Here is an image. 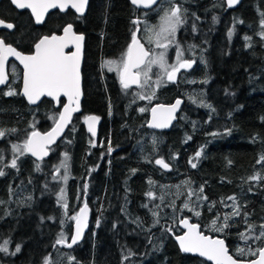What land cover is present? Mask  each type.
Returning <instances> with one entry per match:
<instances>
[{
    "label": "trees",
    "instance_id": "1",
    "mask_svg": "<svg viewBox=\"0 0 264 264\" xmlns=\"http://www.w3.org/2000/svg\"><path fill=\"white\" fill-rule=\"evenodd\" d=\"M173 2L186 6V24L176 42L194 51L188 58L194 67L174 82L164 83L163 77L155 88L152 81L124 89L104 62L126 52L134 19H145L146 12L128 0H88L82 16L81 112L45 158L36 161L25 153L15 168L10 166V147L23 144L34 129L49 128L58 109L47 99L27 105L18 92L17 65L11 66L12 78L0 88V130L6 133L0 138V150L6 152L0 162V244L9 241L8 251H0V264H44L45 258L48 264H209L182 253L174 242L183 217L205 234L223 238L236 259L254 257L238 255V247L255 250L264 244V239H240L249 224L250 237L259 235L264 224V161L258 163L264 156V0H241L233 7L225 0ZM8 18L15 25L8 42L24 51L29 22L16 14ZM142 40L151 50L147 39ZM9 90L16 94L6 95ZM149 95L151 100L140 98ZM176 97L183 104L171 129L147 128L149 107ZM87 114L102 123L98 140L103 137L106 145L111 137L119 152L107 159L105 149L94 151L83 124ZM65 154L68 178L63 183L53 177L65 173L56 170ZM157 159L170 170L158 167ZM254 175L262 178L250 179ZM62 189L64 199L59 200ZM84 201L92 211L84 237L71 248L57 244L60 233L68 241L71 217ZM185 202L200 215L184 208ZM233 206L240 215L232 217L230 227L212 230V221L219 215L218 223L223 222Z\"/></svg>",
    "mask_w": 264,
    "mask_h": 264
},
{
    "label": "snow or ice",
    "instance_id": "2",
    "mask_svg": "<svg viewBox=\"0 0 264 264\" xmlns=\"http://www.w3.org/2000/svg\"><path fill=\"white\" fill-rule=\"evenodd\" d=\"M157 0H132L134 5L143 6L145 8L151 7L156 4ZM238 0H227L228 6L231 7L236 4ZM12 3L19 9L29 8L32 10L35 16L36 23L43 21L44 12L49 8H60L61 10L66 7L74 8L75 11L83 15L85 8L88 5V0H12ZM215 20V17H213ZM161 23L157 29H149L152 32V36L149 37V43L153 40L156 46L162 51L159 54H154L151 50L145 49L143 44L140 43L136 33L132 34L131 43L128 45L127 50L119 59L107 60L104 62V66H107L109 71H116L119 74V79L122 87L128 89L131 85H138L140 87L148 84L150 79L149 73L152 70V66L156 65L161 69L160 79L156 80V85L159 86L163 82V77H166L168 81H175L177 74L181 69H189L192 67V61L183 58V51L179 45L176 48V62L169 64L166 60L167 49L175 43V36L177 29L184 23L182 9L179 5L173 4L169 10L164 12V15L160 18ZM138 23V21H134ZM0 26L12 29L14 25L12 23H5L0 20ZM261 26L264 27V20L261 21ZM195 30V28H194ZM63 36H57L55 34L51 36H43L35 43V53L31 55H24L18 51L11 44L5 43V40L0 38V84H5L8 76L5 71V62L8 57L13 56L23 65V95L28 99L29 103H36L42 96H49L58 98L61 94L68 97L69 103L64 105V109L59 113V117L55 120V127L45 135H41L38 132L33 131L22 145L13 144L12 150L16 155L12 160L10 166L17 167V160L20 155L25 153H31L32 156L37 159H43L48 154V146L54 142L55 137L63 130L67 123L71 119V114L78 110L79 98H80V52L81 44L84 39L83 35H77L73 32V25L67 24L63 28ZM231 31L229 36H231ZM264 37V32L261 33ZM245 39H250L245 37ZM69 45L75 47V51L68 55L65 53V48ZM16 94L13 90H9L6 95ZM154 94V93H153ZM141 99H152V96H141ZM181 101L177 100L175 104L168 108L160 106V114L158 115V109L153 108V120L150 127L164 128L167 127L171 120L174 118L173 113L179 107ZM76 106L73 107L72 105ZM144 111V109H140ZM98 117H88V121H96ZM11 131H15L12 129ZM89 131L95 135L93 125L89 124ZM6 135L4 130H0V138ZM112 151L111 147L108 149ZM201 152L197 151L195 156L200 157ZM0 156V160H2ZM264 161V156L258 163ZM192 167L195 168L196 164L192 163ZM156 164L163 168H168V164L163 159H157ZM40 165L37 164L39 169ZM60 168L65 170L64 179L67 180V154L65 159L61 161L57 167V172ZM4 175V172L0 170V176ZM55 179V177H53ZM259 175H254L250 179H261ZM85 189L87 185H84ZM203 192V189H200ZM195 193L189 192V196ZM152 196V193H148ZM63 200V189L61 195L58 198ZM197 199H207L201 195H197ZM229 200L235 202L234 197H228ZM67 208V204L64 205ZM184 208L189 211H193L196 216L200 215L199 211H195V208L189 206V202H185ZM211 210V209H210ZM87 206L81 208L80 213L71 217L76 222L75 234L71 237V243H67L63 233H60L56 243L65 244L71 248L73 244L77 243L81 237L83 228L86 226ZM154 215H156L154 213ZM240 215L238 207L233 206L232 214H225L223 222L218 223L220 220L219 215L212 221V230L223 232L225 228L230 227L229 221L233 216ZM247 214L245 213V216ZM158 222V221H157ZM180 223L187 228V232L182 236H178L180 248L183 252L198 253L201 257H206L207 260L212 261L213 264H243L229 255V250L225 246V242L222 239H212L208 236L201 234L197 230V225L190 224L187 219H181ZM261 231L259 235L250 237L247 233L252 232L253 225L249 224L244 232L240 233V239L247 242L249 239L262 240L264 239V224L260 226ZM9 241L5 240L0 245V251L7 252V244ZM16 251H20L19 245L16 247ZM237 254L240 256L252 255L258 256L257 259L251 260L249 264H264V247L256 248H237ZM15 254V253H13ZM44 264H48V259L45 258Z\"/></svg>",
    "mask_w": 264,
    "mask_h": 264
},
{
    "label": "flooded vegetation",
    "instance_id": "3",
    "mask_svg": "<svg viewBox=\"0 0 264 264\" xmlns=\"http://www.w3.org/2000/svg\"><path fill=\"white\" fill-rule=\"evenodd\" d=\"M164 1L166 0H160L155 6H153L152 8L148 9V10H143L146 12V18L145 19H134V21H138V22H142L143 25H144V30L142 31L143 27L142 25L141 26H138L136 25L135 26V29H134V32L136 33V35L140 38V40L144 43V41L142 40V37L146 38L149 36V29L151 28V24H154L155 27H157V25L159 24V22L161 21L160 18L164 15V12L166 10H169L171 8V6L173 4H176V5H179L178 3H175V2H170L171 4H168L166 2V4H163ZM226 1V0H225ZM227 5V3H226ZM88 6V5H87ZM180 6V5H179ZM162 7H164L163 9H161ZM181 7V6H180ZM229 7V6H228ZM161 9V10H160ZM182 9V14H183V19H184V23L183 24H186V6L184 8H181ZM87 12V7L85 9V12L83 15L81 14H78L76 13L73 9L71 8H66L64 11H60L59 9H54V10H51L49 11L43 22L40 23V24H35L34 21H33V18H32V15L30 13V11L28 9H22V10H19L17 9L16 7L13 6V4L11 3L10 0H0V20H3L4 22L6 23H13V21L8 18V15L9 14H16L17 16H22L25 19L26 22H29V27H28V31H26L25 33V39L27 41L26 43V48L24 51H21L23 53H26V54H29V53H32L33 52V47H34V44L42 37V36H49L51 34H60L64 28V26H66L67 24L71 23L73 25V31L74 33L76 34H82L83 37H84V42H83V60H84V52H85V45H86V35H85V24L82 22V18L85 17L84 15L86 14ZM188 12L190 13V10H188ZM53 15V16H52ZM83 16V17H82ZM47 18L50 19L48 22H47ZM28 19V20H27ZM151 23V24H149ZM31 25V26H30ZM149 26V27H148ZM26 27V26H25ZM15 29V25L12 29H7L5 27L3 28H0V38L4 39L5 40V43L7 44H11L8 42L9 38L10 37H13V31ZM27 30V28H26ZM180 30V29H179ZM133 32V33H134ZM179 33V31H178ZM177 33V34H178ZM132 39V37H131ZM131 43V41H130ZM129 43V44H130ZM12 46H14L13 44H11ZM144 45L146 46V44L144 43ZM15 47V46H14ZM16 48V47H15ZM146 48L148 50H150L147 46ZM17 49V48H16ZM174 49V45L169 47L168 48V53L167 55L169 57H171L172 55V51ZM19 50V49H18ZM73 50V48H68L66 50V52H71ZM127 50V49H126ZM186 60H189L188 58H185ZM113 60V59H112ZM190 61V60H189ZM17 65L13 60H10L8 62V65H7V69H8V76H9V81L8 83L10 82V79L12 78V76L10 75V68L12 65ZM17 68H18V73H15V77L19 83V89H18V92L20 90V86H21V79H22V71L20 69V67L17 65ZM82 69H83V61H82V66H81V76H82V99H81V104H82V100H83V75H82ZM181 72H186V70H180V72L177 74L179 75ZM120 80V79H119ZM7 83V84H8ZM121 85V84H120ZM122 86V85H121ZM130 87H134V86H130ZM20 95V94H19ZM21 96V95H20ZM22 97V96H21ZM23 98V97H22ZM24 99V98H23ZM43 99H47V98H43ZM49 100V99H47ZM25 101V100H24ZM52 105H53V102L51 100H49ZM65 103V99L63 97L59 98L58 100V106L55 107L58 109V114H59V109L60 107ZM28 105V104H27ZM30 106V105H29ZM54 106V105H53ZM82 106V105H81ZM81 112V111H80ZM79 112V113H80ZM58 114H57V117H58ZM78 114V113H77ZM76 115V114H75ZM73 115V117L75 116ZM89 115V114H87ZM85 115L83 117V124H84V118L87 116ZM56 117V119H57ZM72 117V119H73ZM99 118V117H98ZM55 119V120H56ZM71 119V121H72ZM54 120V122H55ZM53 122V123H54ZM100 119H99V123H98V131H99V127H102V123H100ZM52 126V125H51ZM50 126V127H51ZM85 126V125H84ZM49 127V128H50ZM48 129V128H47ZM46 129V130H47ZM87 130V129H86ZM89 133V132H88ZM90 134V133H89ZM91 135V134H90ZM92 137V141H91V147H94V151H95V147L99 148V149H105L106 151V156L107 159L110 155H113L114 153H117L119 152L120 148L115 145V144H112V141H111V137L108 138L107 140V143L106 145H104V141H103V137H101L99 140H98V134L96 137ZM95 144H97V146H95ZM109 147H111L112 151L109 152L108 149ZM88 154L90 153V151L88 150L87 151ZM85 202V201H84ZM83 202V203H84ZM91 209H90V213H91Z\"/></svg>",
    "mask_w": 264,
    "mask_h": 264
},
{
    "label": "water",
    "instance_id": "4",
    "mask_svg": "<svg viewBox=\"0 0 264 264\" xmlns=\"http://www.w3.org/2000/svg\"><path fill=\"white\" fill-rule=\"evenodd\" d=\"M10 1H11V3H12V0H10ZM159 1H160V0H157L156 4H157ZM240 1H241V0H238V2H237L236 4H238ZM128 2H129L133 7L138 8V9H143V10H148V9H150V8H152L153 6L156 5V4H154V5H152L151 7L145 8V7H143V6L134 5V4L132 3V0H128ZM226 3H227V0H226ZM12 4H13V3H12ZM236 4H234L233 6H235ZM13 6L16 7L14 4H13ZM227 6H228V3H227ZM233 6H231V7H233ZM16 8H17V7H16ZM66 8H71V7L69 6V7H66ZM66 8H65V9H66ZM17 9H19V8H17ZM25 9H28V10L30 11L34 23H35V24H38V23H36V21H35V16L33 15L32 10L29 9V8H25ZM54 9H56V8H49V9H47V11L44 12L43 20H44L46 14H47L49 11L54 10ZM57 9H59L60 11H64V10H65V9L61 10L60 8H57ZM71 9H73V10L75 11L74 8H71ZM85 9H86V8H85ZM19 10H22V9H19ZM75 12H76V11H75ZM84 12H85V11H84ZM76 13H77V12H76ZM78 14H79V13H78ZM83 14H84V13H83ZM42 22H43V21H42ZM42 22H41V23H42ZM5 23H6V22H5ZM39 24H40V23H39ZM3 27H4V26H0V28H3ZM5 28H7V27H5ZM7 29H9V28H7ZM73 32H74V31H73ZM51 35H53V34H51ZM51 35H49V36H51ZM55 35H57V36H63V35H64L63 30H62V32H61L60 34H55ZM77 35H82V34H77ZM42 37H43V36H42ZM42 37H41V38H42ZM137 38L139 39L140 43L143 44V46L145 47V49H147L146 46L144 45V43L140 40V38H139L138 36H137ZM38 41H39V40H38ZM38 41H37V42H38ZM37 42H36V43H37ZM83 42H84V39H83L82 44H81V52H80V98H79V107H78V110L74 111V112L71 114V119H72L73 115H75V114H77V113H79V112L81 111V99H82V76H81V66H82V61H83ZM34 45H35V44H34ZM13 47H14V46H13ZM68 48H73V50H72L71 52H68V53H67L66 50H67ZM17 50H18V49H17ZM75 50H76V49H75L74 46L69 45L67 48H65L64 51H65L66 54L71 55V53L74 52ZM147 50H148V49H147ZM18 51H20V50H18ZM20 52H21V51H20ZM22 53H23V52H22ZM34 53H35V47H33V52H32V53H29V54L23 53V54H24V55H31V54H34ZM10 60H13V61H14L19 67H20V69H21V71H22V79H21V86H20L19 94L24 98L25 102H26L28 105H30V106H36V105H37V104H38L43 98H47V99H49V100H51V101L53 102L54 107H57V106H58V100H59V98L63 97V98L65 99V103L60 107V109H59V113L63 111V109H64V105H66V104L69 103V101H68V97H67V96H64L63 94H61L58 98H55V99H54L53 97H49V96H46V95H45V96H42L39 100H37L36 103H34V104L29 103L28 99L23 95V65H22V64L20 63V61L17 60L15 57H13V56L8 57L7 60H6V62H5V71H6L7 76H8L7 65H8V62H9ZM193 67H194V63L192 62V67H191V68H189V69H182V70L190 71ZM177 76H178V75H177ZM176 79H177V78H176ZM8 81H9V76H8V79H7V81H6L5 84H0V88L6 86L7 83H8ZM175 81H176V80H175ZM172 82H174V81H172ZM131 86H138V85H131ZM177 100H180L181 103H180L179 107L176 109V111L173 113L174 118L171 120V122L168 124V126H167V127H164V128L150 127V124H151V122H152V120H153L152 109H153V108H157V109H158V115H159V114H160V106H163L164 108H168V107H170L171 105L175 104ZM182 104H183V99L180 98V97H176V98H174L172 101L167 102V103H162V102L153 103V104L149 107V110H148V118H147V122H146V126H147V128H149V129H151V130H154V131H169V130L171 129L172 125L174 124V122L176 121L177 114H178V112H179V110H180ZM72 106L75 107L76 105L73 104ZM93 116H94V117H98V116L95 115V114H89V115H87V116L84 118V125H85V128L87 129V131H88L93 137H96L97 134H98V123H99V118H98L96 121H88V120H87L88 117H93ZM58 117H59V114H58ZM58 117H57V118H58ZM71 119H70V121L67 123V125L63 128V130H62V131H61V132L55 137L54 142L51 143V144L48 146L49 149H50L52 146H54V145L59 141V139L62 137V135L65 133L66 129L68 128V126H69V124H70V122H71ZM90 123H91V124L93 125V127H94L95 135H93V133L89 131V124H90ZM54 127H55V122H54V123L52 124V126H51L50 128H48L47 130L34 129V130H32V131L29 133V135H30L33 131L38 132V133H40L41 135H45L46 133L50 132ZM29 135H28V136H29ZM27 154H28L32 159H34V160H36V161H40V160H42V159H37V157H35V156H32L31 153H27ZM48 154H49V151H48ZM48 154H47V155H48ZM47 155H46V156H47ZM46 156H44L43 158H45ZM165 163H166V162H165ZM166 164H167V163H166ZM156 165H157L158 167L162 168V169L165 170V171H169V170H170V165H169V164H168V166H169L168 168H163V167H161V166L158 165V164H156ZM85 206H87V213H86V216H87V219H86V226L83 228V231H82L81 237L79 238V240L77 241V243H79V242L82 240V238L84 237L85 233H86L87 230L89 229V223H90V220H91L90 207H89L88 204L85 203V202L82 203V205L79 207V209L77 210L76 215H78V214L80 213L81 208H84ZM181 219H187L188 222H189L190 224H195V225L198 226L197 223L190 221L187 217H183V218H181ZM181 219L179 220V223H178V224H179V227L181 228L182 231H181L180 234L175 235V236L173 237V240H174V242L176 243L178 249H179L182 253H185V254H189V255H191V256L198 257V258H200V259L206 261V262L209 263V264H213L212 261L207 260L206 257H201L198 253H188V252H183V251L181 250V248H180V244H179V241L177 240V237H178V236H182V235H184L185 232H187V228L184 227V226L180 223ZM197 230H198L201 234H203V235H205V236H208L209 238H212V239H222V240H224L223 238L218 237V236H211V235H209V234H205L204 232H202V231L200 230L199 226L197 227ZM75 231H76V222L73 220L72 228H71V233H70V235H69V238H68L67 243H71V237L75 234ZM224 242H225V240H224ZM77 243H75V244H77ZM75 244H73L72 246H74ZM225 246L228 248L226 242H225ZM262 247H264V244L262 245ZM228 250H229V248H228ZM229 255H231L230 252H229ZM233 258H234V257H233ZM257 258H258V256H254L253 258H250V259H236V258H234V259L243 262V264H249V262H250L251 260H254V259H257Z\"/></svg>",
    "mask_w": 264,
    "mask_h": 264
},
{
    "label": "rangeland",
    "instance_id": "5",
    "mask_svg": "<svg viewBox=\"0 0 264 264\" xmlns=\"http://www.w3.org/2000/svg\"><path fill=\"white\" fill-rule=\"evenodd\" d=\"M166 2H167L168 4H171L170 2H173V0H166V1H164L163 4H166ZM163 8H164V7H162L161 9H163ZM161 9H160V10H161ZM160 23H161V21L159 22V24L157 25V27L150 28V29H157V30H158V27H159ZM139 24H140V22L136 23V25H138V26H139ZM182 25H183V24H182ZM182 25H180V26L178 27L177 32H176V36H175V43H173V44L171 45V46L174 45V49H173V51H172V55H171V57H169V56L167 55V53H168V49H167V51H166V60L168 61L169 64H173V63L176 62V48H177V45H179L180 49L183 51V58H184V59H185V58H192L193 54H195L193 50H187V49L184 48V46H182V44H177L178 42H176V39L178 38V37H177V33H178V31H179V29H180V27H181ZM148 27H149V26H148ZM150 36H152V32H151V31H149V36L147 37V41H148V43H149V37H150ZM149 46H150V48H151V52L154 53V54H159V52L162 51V49H160V48H158V47L156 46V43H155L154 40H153L152 43H149ZM171 46H170V47H171ZM157 49H158V50H157ZM152 50H153V51H152ZM109 60H112V59H109ZM115 72H116V71H115ZM160 73H161V69H160L158 66L153 65V66H152V70H151V72L149 73V77H150V79H149V81H148V84H150L152 81H154L153 84H155V85H154L153 87L155 88V87L157 86V85H156V80L161 78ZM116 74L118 75V78H119V74H118V72H116ZM167 81H168L167 78L164 77V83L167 82ZM148 84H146V85H148ZM146 85H145V86H146ZM143 87H144V86H143ZM21 145H22V144H21ZM8 152H9L10 155L13 156L12 159H13L16 155H18V154H16V153L13 152L12 147H10V149H9ZM11 153H12V154H11ZM0 156H2V158H3L2 160H0V162L4 161V157H6V152L3 151V150H0ZM60 169H61V168H60ZM61 175H62V173H61ZM55 177H56L55 180L62 181L63 183L65 182L64 174H63L62 176H59V175L57 176V174H55ZM76 213H77V212H76ZM76 213H75L74 216H76ZM65 239H66V241H67V237H66V236H65ZM2 244H3V243H2ZM2 244H0V245H2Z\"/></svg>",
    "mask_w": 264,
    "mask_h": 264
}]
</instances>
